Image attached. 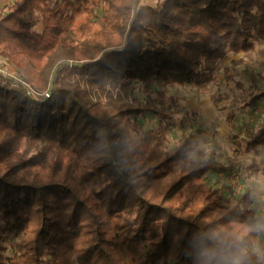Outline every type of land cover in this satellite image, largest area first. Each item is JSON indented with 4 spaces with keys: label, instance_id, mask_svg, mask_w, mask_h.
<instances>
[{
    "label": "trees",
    "instance_id": "obj_1",
    "mask_svg": "<svg viewBox=\"0 0 264 264\" xmlns=\"http://www.w3.org/2000/svg\"><path fill=\"white\" fill-rule=\"evenodd\" d=\"M257 41L264 0H15L0 14L20 75L0 74V264H264L252 192L209 186L226 168L190 156L202 131L170 149L133 125L169 120L168 88L210 85ZM259 148L264 120L231 170Z\"/></svg>",
    "mask_w": 264,
    "mask_h": 264
},
{
    "label": "rangeland",
    "instance_id": "obj_2",
    "mask_svg": "<svg viewBox=\"0 0 264 264\" xmlns=\"http://www.w3.org/2000/svg\"><path fill=\"white\" fill-rule=\"evenodd\" d=\"M15 0H0V14L6 13ZM164 0H143L144 4L160 5ZM38 31L41 28L37 29ZM215 80L204 87H170L167 94L174 97L177 106L169 111V120L156 116H139L133 120L135 133L147 130L164 132L167 136L166 147L175 148L181 137L190 132L201 130L190 156L202 164L208 159L226 168L223 173H210L209 186H218L224 191L231 190L240 196L247 191L257 208V224L262 231L264 243V148H259L242 160L240 167L231 170V161L252 132L262 126L264 120V99L255 106L247 107L252 94L264 91V42H256L255 49L247 54H229L214 74ZM136 97L143 101L144 95L135 84ZM256 163L259 172L250 174L249 167ZM236 177H233L234 173ZM238 177V178H237ZM235 185V188L233 186ZM16 238L8 239V254H15Z\"/></svg>",
    "mask_w": 264,
    "mask_h": 264
},
{
    "label": "built area",
    "instance_id": "obj_3",
    "mask_svg": "<svg viewBox=\"0 0 264 264\" xmlns=\"http://www.w3.org/2000/svg\"><path fill=\"white\" fill-rule=\"evenodd\" d=\"M0 74L6 75L11 78H15V79L20 78V75L16 72L13 66L7 63L1 56H0ZM237 173L238 172H235L233 177H236ZM233 188H235V185L233 186Z\"/></svg>",
    "mask_w": 264,
    "mask_h": 264
},
{
    "label": "water",
    "instance_id": "obj_4",
    "mask_svg": "<svg viewBox=\"0 0 264 264\" xmlns=\"http://www.w3.org/2000/svg\"><path fill=\"white\" fill-rule=\"evenodd\" d=\"M56 74L57 71L54 72L53 77H52V81H51V86H50V91L48 93V98L51 97L53 89H54V85H55V79H56Z\"/></svg>",
    "mask_w": 264,
    "mask_h": 264
}]
</instances>
